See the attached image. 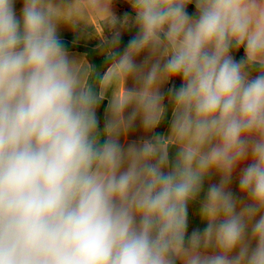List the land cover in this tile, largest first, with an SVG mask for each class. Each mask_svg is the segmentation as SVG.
I'll use <instances>...</instances> for the list:
<instances>
[{
  "label": "clouds",
  "instance_id": "obj_1",
  "mask_svg": "<svg viewBox=\"0 0 264 264\" xmlns=\"http://www.w3.org/2000/svg\"><path fill=\"white\" fill-rule=\"evenodd\" d=\"M130 3L135 35L120 51L114 30L98 48L137 86L108 103L101 130L105 98L59 38L60 9L23 0L18 18L0 0V264H264V0ZM177 78L161 134V89ZM138 117L152 135L125 148ZM214 173L206 226L189 233Z\"/></svg>",
  "mask_w": 264,
  "mask_h": 264
},
{
  "label": "crops",
  "instance_id": "obj_2",
  "mask_svg": "<svg viewBox=\"0 0 264 264\" xmlns=\"http://www.w3.org/2000/svg\"><path fill=\"white\" fill-rule=\"evenodd\" d=\"M52 3L60 9L61 23L58 25V36L64 42L89 49H99L98 45L100 44V37H110L114 30L120 31L122 41H125L130 37L125 38L126 31L132 22L131 18L134 15L130 0H52ZM191 5L195 6L194 4ZM22 6L23 0H15L14 7L18 18L21 16ZM112 14L118 19V21H122L125 14H127L130 17L129 25L122 26L120 23H117L115 28H113L111 26ZM132 28H134V26H132ZM67 52L70 57L76 61L78 66L82 68H87L89 66L85 53L75 50ZM143 58V56L139 57L137 62L139 63ZM89 74L90 72L85 76L86 82ZM180 84L181 80L177 78L164 85L161 89L162 92L165 93V106L169 111L166 113V117L161 125L155 130L158 133L165 134L170 127L171 105L168 104L167 90L173 85L179 87ZM136 86L137 85L133 79L129 78L128 80H124L114 73L112 67L107 68L104 72L99 88V92L103 94L105 98L97 110V115L100 118L101 130L103 129L104 120L107 115L106 109L108 103L115 97L119 96L125 88L132 89ZM128 111L130 112L131 108L128 109ZM151 135L152 133L145 132L138 117L127 136L121 137V144L124 145L125 148L132 143L138 145ZM175 152V146H170V159L174 158ZM247 163V161L244 162V164L239 166L233 173L229 187L236 196L240 195L239 177L241 174V168L245 167ZM219 179V175L215 173L207 177L204 181V190L201 192L199 198L189 204V233L194 229H202L206 226L199 216V208L209 185L218 183Z\"/></svg>",
  "mask_w": 264,
  "mask_h": 264
},
{
  "label": "trees",
  "instance_id": "obj_3",
  "mask_svg": "<svg viewBox=\"0 0 264 264\" xmlns=\"http://www.w3.org/2000/svg\"><path fill=\"white\" fill-rule=\"evenodd\" d=\"M188 13L191 15L195 14V6L189 5L187 9ZM136 33V28L134 27L132 30V35L128 38L130 39L133 35ZM128 39L123 41V43L120 46V51H123V44H126ZM66 51H79L86 54L87 61L89 63V66H92L93 70L90 72L87 82L92 85L93 88H95L99 92L100 83L102 80V77L104 75V72L107 70L108 67H110L106 62L103 53L100 51V49H89L86 47L73 45L67 42L62 41ZM243 49H241L239 52L234 51L233 55L236 59H239L243 56ZM101 127V124H100Z\"/></svg>",
  "mask_w": 264,
  "mask_h": 264
},
{
  "label": "rangeland",
  "instance_id": "obj_4",
  "mask_svg": "<svg viewBox=\"0 0 264 264\" xmlns=\"http://www.w3.org/2000/svg\"><path fill=\"white\" fill-rule=\"evenodd\" d=\"M133 16H134V15H133ZM133 16H132V17H133ZM132 30H133V28H132V22H131V24L129 25V27H128L127 31H126V36H125V38H128L129 36L132 35Z\"/></svg>",
  "mask_w": 264,
  "mask_h": 264
}]
</instances>
